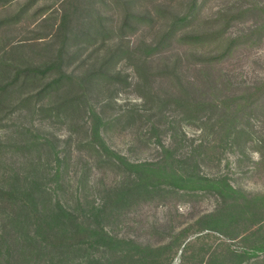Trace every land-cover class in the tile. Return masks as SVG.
Here are the masks:
<instances>
[{
	"label": "rangeland",
	"instance_id": "rangeland-1",
	"mask_svg": "<svg viewBox=\"0 0 264 264\" xmlns=\"http://www.w3.org/2000/svg\"><path fill=\"white\" fill-rule=\"evenodd\" d=\"M254 4L264 5V0H197L193 13L184 23L175 24L166 38L175 19L187 13L191 0H12L0 4V72L9 62L25 68L56 60L61 48L59 65L52 73L70 78V83L46 96L31 98L23 106L17 99L10 113L0 112V187L28 188L39 180L48 188L36 194V212L30 220L0 200V264H139L142 258L141 264H206L210 251L223 252L220 234L201 231L204 218L220 210V199L212 192L159 187L149 195L115 203L117 190L130 186L133 173L88 146L91 111L93 107L106 121L100 132L110 149L129 163L161 159L160 142L176 150L177 159L189 157V164L197 161L199 175L225 176L246 196L263 194L264 94L253 109L245 110L247 117L240 124L253 135L248 145L244 134L231 145L217 134L222 109L209 106L187 117L168 101L177 93L178 85L169 75L174 67L184 83H212L210 104L224 99L233 102L264 80V30L259 36L249 35L251 27L264 23V14L248 13L231 20L224 38L247 39L213 63L203 59L221 53L218 43L180 41L185 34L223 27L218 12L236 15ZM65 12L70 13L67 30L61 26ZM125 15H129L126 21ZM158 43L159 48L148 54L147 45ZM26 91L35 88L29 86ZM74 97L73 112L53 110ZM32 139H48L49 145L30 150ZM200 143L205 148L194 150ZM57 203L71 215L70 228L77 218L84 226L103 229L118 241V247L63 248L61 242L67 236L60 222L52 220ZM249 224L238 218L233 233ZM246 231L255 234L252 241L264 235V227L257 225ZM248 242L238 238L231 245L239 249ZM245 264H264V253Z\"/></svg>",
	"mask_w": 264,
	"mask_h": 264
},
{
	"label": "trees",
	"instance_id": "trees-1",
	"mask_svg": "<svg viewBox=\"0 0 264 264\" xmlns=\"http://www.w3.org/2000/svg\"><path fill=\"white\" fill-rule=\"evenodd\" d=\"M12 0H0V4H6ZM197 0H191V5L185 15H181L176 18L173 25L166 32L164 38L169 36L175 24L184 23L193 10L196 7ZM129 3V1L123 2V5ZM219 18L223 20L224 25L220 29L208 31L202 34H185L181 37L180 41H190L198 45L215 42L218 43V50L221 53H211L207 58L203 59V62L213 63L224 56H227L236 44L240 40L244 41L247 38H236L233 40H226L224 38V32L229 26V22L237 16H243L245 14H264V5L254 4L247 6L237 11V14L232 15L228 12L221 11ZM264 16V15H263ZM129 18V15H125V21ZM4 22V21H2ZM70 23V13L65 12L61 16V26L64 30H67ZM264 30L263 24H256L250 28V37L261 35V31ZM249 37V38H250ZM163 38V39H164ZM162 39V40H163ZM161 43L147 45L148 54L159 48ZM63 49L59 48L57 52L56 60H52L48 63L41 65H28L22 68L19 64L9 62L3 65L0 76V112L10 113V106L17 99L18 105H26L31 98H39L46 96L60 88L64 83H70L69 76L61 73L55 76L52 72L59 65V60L62 55ZM218 51V52H219ZM169 75L174 78L178 86H176L177 93L171 95L168 98L170 103L176 105L177 109L183 111L187 117L193 115H199L202 112L208 110L210 106L213 110L222 109L223 113L219 115L217 121V134L220 135L223 142L226 145H231L232 141L241 135H245L247 139L244 140L248 145L251 142V133L247 129L242 128V119L247 117L245 110L248 108L253 109V105H257L261 100V95L264 94V80L254 85L246 95H241L233 102H228L227 99L219 101V103H209V95L212 91L213 85L210 82L202 83L200 86L196 82H183L181 76L174 67ZM55 76V77H53ZM201 83V82H200ZM34 86L35 91L27 93V88ZM179 88V89H178ZM20 93L21 96L18 94ZM27 93V94H26ZM19 98H17V95ZM77 98H70L57 104L53 110L59 112H73L75 110V103ZM8 110V111H6ZM92 126H91V139L88 141V146L92 147V151L104 157L110 158L114 164L124 165L128 167L133 173L130 179V186L127 188L118 189L115 196V203L124 204L129 198L134 195L151 194L157 191L159 187H168L176 190L183 191H209L214 193L220 199V210H216L213 213L208 214L204 218V227L201 231L215 232L221 235L224 240H221V247L224 248L221 251H210L205 258L206 264H245L253 258H257L264 253V235L261 237H254L251 240V236L255 234L248 233L247 231L252 226L264 227L262 222L264 221V193L254 194L246 196L240 191L232 187L225 176L208 178L201 176L197 173L198 162L193 161L192 164L188 162L191 158L187 157V160L177 159L174 155L176 150L161 145L162 157L154 162H140L129 163L123 156L110 149L101 135V127L106 124V121L95 111L92 107ZM163 125V124H162ZM159 126V124H158ZM152 127L153 129H158ZM251 132L252 130L249 129ZM31 146L27 148L38 149L40 146L49 145L48 139H44L43 142L36 139L30 141ZM51 144V148H52ZM205 148L204 143L194 147V150H201ZM54 157L57 159V153L54 152ZM188 166V168L186 167ZM191 167V168H190ZM58 176V171L53 174ZM48 190L47 187L42 185L39 180L32 181L28 188L0 187V200L3 203L9 204L15 207L23 214V218L30 220L32 215L36 212L33 208L37 206V195L39 193H45ZM50 190V188H49ZM241 199L240 202L238 200ZM56 213V214H55ZM55 217H52L54 222H60L62 229L65 232V238L67 239L61 244H65L63 248L74 247L75 245H92L98 247L113 246L118 247V241L108 235L103 229H92L91 227L84 226L81 222H78L76 218L73 222V226H68L67 220H71L68 211L57 203V211H55ZM238 218L249 220L250 224L245 229L233 233L234 222ZM56 220V221H55ZM37 227H40L38 225ZM38 229V228H37ZM71 229V230H69ZM241 238L243 241L248 242V246L234 249L231 245L236 239ZM263 238V239H262ZM220 247V246H219ZM141 258V257H140ZM139 258V259H140ZM138 259V260H139ZM144 261V258H142ZM141 260V263H143Z\"/></svg>",
	"mask_w": 264,
	"mask_h": 264
}]
</instances>
